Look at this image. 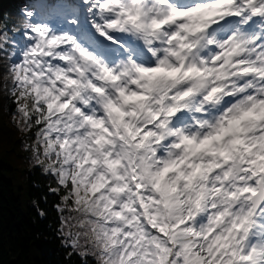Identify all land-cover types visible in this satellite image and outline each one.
Returning a JSON list of instances; mask_svg holds the SVG:
<instances>
[{"label":"snow or ice","instance_id":"obj_1","mask_svg":"<svg viewBox=\"0 0 264 264\" xmlns=\"http://www.w3.org/2000/svg\"><path fill=\"white\" fill-rule=\"evenodd\" d=\"M6 2L42 264H264V0Z\"/></svg>","mask_w":264,"mask_h":264},{"label":"trees","instance_id":"obj_2","mask_svg":"<svg viewBox=\"0 0 264 264\" xmlns=\"http://www.w3.org/2000/svg\"><path fill=\"white\" fill-rule=\"evenodd\" d=\"M15 0H7L4 8L15 7ZM20 133L13 128L10 117L0 107V257L7 264H42L51 258L46 245L31 243L33 234L47 231V221L39 220L33 200L43 194L36 174L29 170L19 147Z\"/></svg>","mask_w":264,"mask_h":264}]
</instances>
